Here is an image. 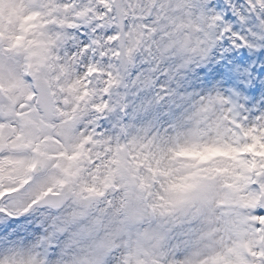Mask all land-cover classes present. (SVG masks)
<instances>
[{"label": "snow or ice", "instance_id": "6c2138e0", "mask_svg": "<svg viewBox=\"0 0 264 264\" xmlns=\"http://www.w3.org/2000/svg\"><path fill=\"white\" fill-rule=\"evenodd\" d=\"M0 264H264V0H0Z\"/></svg>", "mask_w": 264, "mask_h": 264}]
</instances>
